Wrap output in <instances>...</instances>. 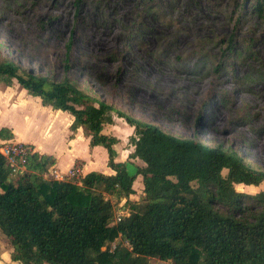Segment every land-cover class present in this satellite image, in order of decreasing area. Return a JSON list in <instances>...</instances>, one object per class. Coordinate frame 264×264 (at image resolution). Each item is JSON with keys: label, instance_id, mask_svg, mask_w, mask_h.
I'll return each mask as SVG.
<instances>
[{"label": "rangeland", "instance_id": "obj_1", "mask_svg": "<svg viewBox=\"0 0 264 264\" xmlns=\"http://www.w3.org/2000/svg\"><path fill=\"white\" fill-rule=\"evenodd\" d=\"M234 2L155 0L146 6L145 0H82L78 6L77 0H0V59L60 81L66 45L72 41L68 76L76 87L166 133L231 149L264 171V20L247 14L237 23L231 17ZM234 32L247 41H237L235 52L224 58L225 44L219 40ZM6 88L0 82V129L14 127L19 138L34 137L43 144L52 137L66 166L75 156L97 172L110 168L103 152L91 153L90 143L86 149L84 138L68 144L71 129L65 116L42 107L16 81ZM115 111L103 134L118 139L113 149L135 175L145 164L128 157L134 129ZM18 179L15 175L12 181ZM71 181L79 186L81 180ZM142 185L137 176L131 203L142 202ZM235 190L255 195L264 192V182L235 185ZM105 198L116 218L126 200ZM118 243L129 249L124 240ZM13 251L0 230V264H20L12 261ZM148 264L163 263L154 257Z\"/></svg>", "mask_w": 264, "mask_h": 264}, {"label": "trees", "instance_id": "obj_2", "mask_svg": "<svg viewBox=\"0 0 264 264\" xmlns=\"http://www.w3.org/2000/svg\"><path fill=\"white\" fill-rule=\"evenodd\" d=\"M154 1L145 0L146 6ZM81 3L77 0L78 6ZM247 14L264 20V0H235L231 17L240 23ZM219 41L225 44L222 56L226 58L235 52L237 41L247 40L234 32ZM71 46L69 41L62 80L0 59V82L11 87L16 81L30 96L38 97L43 107L69 113L71 131L83 128L91 147L105 148L115 174L93 171L79 186L47 181L43 175L56 161L34 152L27 159V172L13 182L12 170L0 153V230L11 240L12 261L148 264L157 257L163 264H264V192L246 195L235 190V185L259 186L264 171L231 149L171 135L85 93L68 76ZM114 111L134 129L130 138L134 151L129 158L145 164L135 175L126 163L115 161L113 147L118 139L103 134ZM12 138L8 128L0 130V139ZM137 176L142 177L144 198L131 203ZM105 195L129 204L125 206L129 215L115 225H111L114 207ZM119 238L129 249L120 243L113 251L105 249Z\"/></svg>", "mask_w": 264, "mask_h": 264}, {"label": "crops", "instance_id": "obj_3", "mask_svg": "<svg viewBox=\"0 0 264 264\" xmlns=\"http://www.w3.org/2000/svg\"><path fill=\"white\" fill-rule=\"evenodd\" d=\"M9 88L10 87H7L6 89H9ZM22 91L23 92H27L24 89H22ZM36 98L37 99H35V100H38V102L41 104L40 99L38 97H36ZM57 113H60L62 116H65V119H66V121L68 123V127L70 128V125H71L72 120H73L72 116L69 115L67 112H62V111H58V110H57ZM2 128H8L11 131V133L13 135V138L11 140H2V139H0V144H2V143H22V144H26V145L32 146V148L34 149L35 153H38L40 155L53 157L55 159L56 163H55L54 167H52L49 171L50 172H54V174L56 173L57 175H60V176H67L69 174V172L73 169V167H75L76 164L80 165V174H79L78 179H81L86 174H88L90 172H93L92 170L95 171V168H93V166H91L88 162H86L84 157L80 158V157H75L74 156L71 159V161L69 162V164H67V166H66V164L61 161L60 156L57 154V150H55L54 147H52V143L50 141V139H52V137L48 138L46 140V143L43 144V143L38 142L37 139L34 138V137H30V138H27V139H23L22 137L19 138L17 133H16V131H15V129H14V127H1V129ZM67 132H68V135L70 136L68 144H72V145L75 146V143L78 142V138L82 137V138L85 139L86 149H88V146H89L91 138L88 136L87 133H85L83 128H79L76 132H72L71 130H69V131L67 130ZM85 135H87V137ZM91 148H90L91 153H96V152H103L104 153V155H105V164H106L107 161H108L107 151L101 146H96V147H91ZM133 151H134V148H133ZM133 151H131V153H133ZM114 153H115V161L116 162H123V163L127 164V161H125L124 159H119L120 155H118L116 149H114ZM85 157L91 158V155L89 153L88 154L85 153ZM131 160H132V158H131ZM95 172H97V171H95ZM103 174L114 175L115 172L112 169H110V168L109 169L106 168L104 170ZM132 196L133 195H131L130 197H132Z\"/></svg>", "mask_w": 264, "mask_h": 264}, {"label": "built area", "instance_id": "obj_4", "mask_svg": "<svg viewBox=\"0 0 264 264\" xmlns=\"http://www.w3.org/2000/svg\"><path fill=\"white\" fill-rule=\"evenodd\" d=\"M0 153L4 156L7 166L12 170L13 176L15 175H23L27 172V159L28 157L33 154V150L30 146L22 143H2L0 144ZM80 174V165H76L73 169L69 172L67 176H60L54 172H50L48 170L47 173L43 175V178L47 181L56 180V181H69L72 182L73 178L79 177ZM50 179H47V177ZM82 179V178H81ZM80 179V180H81ZM81 185V181L79 182ZM125 200V199H124ZM127 209L122 207L119 212V216L113 218L111 225H115L121 221L122 218L128 216L126 211ZM112 244V249L109 251H113L116 248L115 242L110 243ZM107 247V246H106ZM105 247V249H106Z\"/></svg>", "mask_w": 264, "mask_h": 264}]
</instances>
